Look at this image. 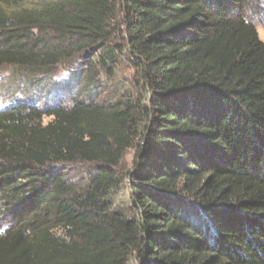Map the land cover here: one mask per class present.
Here are the masks:
<instances>
[{
	"label": "trees",
	"instance_id": "1",
	"mask_svg": "<svg viewBox=\"0 0 264 264\" xmlns=\"http://www.w3.org/2000/svg\"><path fill=\"white\" fill-rule=\"evenodd\" d=\"M256 23L264 0H0V70L48 84L0 108V264H264Z\"/></svg>",
	"mask_w": 264,
	"mask_h": 264
},
{
	"label": "rangeland",
	"instance_id": "2",
	"mask_svg": "<svg viewBox=\"0 0 264 264\" xmlns=\"http://www.w3.org/2000/svg\"><path fill=\"white\" fill-rule=\"evenodd\" d=\"M255 28L259 40L264 44V26L256 23ZM66 75V71L60 70L54 76V79L61 80ZM47 85V82L41 83L36 77L26 75L22 78L17 72L12 73V69H2L0 70V108L7 105L13 98L19 97L21 94L28 97L34 96L38 99L45 97V88ZM131 159L132 151H129L124 159L125 167L129 168Z\"/></svg>",
	"mask_w": 264,
	"mask_h": 264
}]
</instances>
